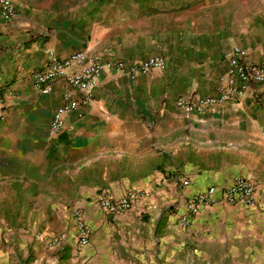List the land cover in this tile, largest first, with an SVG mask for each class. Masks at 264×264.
Returning <instances> with one entry per match:
<instances>
[{"label": "crops", "instance_id": "crops-1", "mask_svg": "<svg viewBox=\"0 0 264 264\" xmlns=\"http://www.w3.org/2000/svg\"><path fill=\"white\" fill-rule=\"evenodd\" d=\"M9 1L17 16L0 17V178L29 179L17 187L38 193L48 151L50 177L66 180L92 230L87 246L71 236L60 242L63 264H264V83L203 115L174 104L188 92L215 97L234 46L264 60V0ZM79 51L135 64L158 56L165 67L102 72L90 103L67 114L52 137V113L69 88L59 80L41 95L31 78L52 58ZM236 176L254 186V205L201 206L188 228L180 226L191 196L224 190ZM104 189L145 197L108 216L97 205Z\"/></svg>", "mask_w": 264, "mask_h": 264}, {"label": "built area", "instance_id": "built-area-1", "mask_svg": "<svg viewBox=\"0 0 264 264\" xmlns=\"http://www.w3.org/2000/svg\"><path fill=\"white\" fill-rule=\"evenodd\" d=\"M16 16L17 12L12 3L9 0H0L1 19L8 23ZM164 67L165 60L158 56L135 64L121 60H103L99 56H88L85 52L79 51L65 58H52L42 70L33 74L31 87L41 95H49L53 92L55 83L62 80L69 88V91L63 95V103L52 113L49 134L54 137L62 131L67 114L77 112L80 107L90 103L92 92L97 87L102 72L112 70L118 74L136 76ZM263 83L264 60L258 63L253 62L248 59L245 49L234 46L226 58V70L216 84L215 97L188 92L177 97L174 104L185 115H203L217 105L237 104L246 90ZM72 92L80 93V100L72 99ZM4 119L5 97L0 87V121ZM144 197L143 192L130 190L123 196L115 198L110 190L104 189L97 197V205L108 216H122L131 212L137 202ZM255 202L254 186L249 180L236 176L231 185L224 190L217 191L211 186L204 193L191 196L178 222L182 228H188L201 206H211L216 203L252 206ZM72 217L77 245L87 246L92 237L90 226L83 219L81 211L76 209ZM61 241L62 238H59L50 240L49 243L57 246Z\"/></svg>", "mask_w": 264, "mask_h": 264}, {"label": "rangeland", "instance_id": "rangeland-1", "mask_svg": "<svg viewBox=\"0 0 264 264\" xmlns=\"http://www.w3.org/2000/svg\"><path fill=\"white\" fill-rule=\"evenodd\" d=\"M42 174L38 193L29 194L17 187L30 185L29 179L12 180L0 178V255L7 258L8 264H37L39 258L44 264H63L66 259L60 256L58 245L50 240L71 236L75 240L71 188L65 187V179L50 177L52 167L50 154L46 150L42 155ZM27 175L33 171L29 167L22 169ZM62 185V186H61ZM25 191H32L27 186ZM82 213V212H81ZM264 262V260H262ZM54 263V262H53Z\"/></svg>", "mask_w": 264, "mask_h": 264}]
</instances>
